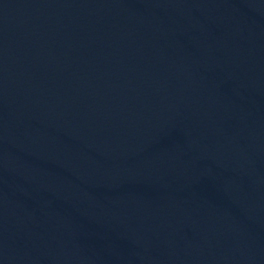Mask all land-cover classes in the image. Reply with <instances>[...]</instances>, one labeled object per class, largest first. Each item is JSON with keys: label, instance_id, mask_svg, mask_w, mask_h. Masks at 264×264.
I'll list each match as a JSON object with an SVG mask.
<instances>
[{"label": "water", "instance_id": "obj_1", "mask_svg": "<svg viewBox=\"0 0 264 264\" xmlns=\"http://www.w3.org/2000/svg\"><path fill=\"white\" fill-rule=\"evenodd\" d=\"M0 264H264V0H0Z\"/></svg>", "mask_w": 264, "mask_h": 264}]
</instances>
